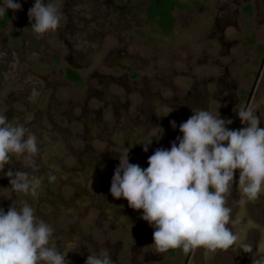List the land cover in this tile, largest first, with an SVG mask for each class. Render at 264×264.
Returning <instances> with one entry per match:
<instances>
[{
    "label": "flooded vegetation",
    "instance_id": "flooded-vegetation-1",
    "mask_svg": "<svg viewBox=\"0 0 264 264\" xmlns=\"http://www.w3.org/2000/svg\"><path fill=\"white\" fill-rule=\"evenodd\" d=\"M208 1L217 9L212 27L217 24L230 26L237 13L234 11L230 13L229 10L231 6L237 5L238 2H240V12L247 18L252 16L253 12H257L256 16H259L260 6L254 0V2L252 0ZM16 2L21 4L20 10H9L3 17H0V103H3L6 107L3 110L5 111L4 115L8 117L10 114L17 115L20 113V106L23 103L21 99L25 98V95L21 93V89L8 90V93L3 92L7 82L11 83L13 81L25 86L28 85L25 79L34 74L35 76L30 77V80L35 78L37 81L35 86H37V89L40 88L35 99L38 104L43 100L45 89L55 93L59 87L68 89L70 85L84 88L80 97L75 98V95L62 101L64 105L63 103H56L55 106L54 94H49L47 107L50 108V112L53 111L54 113V110H56L57 115H54V120L58 116L62 117L64 112L68 114L69 111L72 113L77 112L76 117L73 118L74 120H71V118L65 120L66 127L63 125L62 120L60 123H56L57 128L52 131L35 134L40 139L37 147L38 149L40 147L41 153L37 152V156L35 155L32 158L31 164L26 162L24 165V170L40 177L42 180L39 195L36 197V205L41 198L45 199L46 196L54 204V217H52V222L48 224L54 230L52 240L56 249L62 252L74 250L67 253L66 260L68 264H85L90 251L87 244L92 245V241L94 247H98L97 249L95 247V253L101 252L99 249L102 247L109 252L108 254L111 251L117 252L121 264H167L166 258L172 255L174 250L164 253L157 251L153 253V251L144 250L143 243L152 245L153 239L149 238L145 239V242L143 240H141V243L139 242L137 231L142 224L146 223L141 220L142 212L132 210L128 207L126 200L113 199L109 193L114 170L119 165V155L126 154L123 149L129 150L128 155H134L128 156L129 163L138 164L141 168H143L142 166L146 167L147 164L142 163L137 156H142V158L146 155L151 156L153 151L144 152L142 150L139 153L136 150L133 153L134 148L132 145L125 147L124 144H119V137L116 132L121 131L123 133L124 127L122 125L121 127L117 126L116 129L109 131V125H103L101 118L103 112L107 109L108 102L114 99L116 103L112 104L115 109L113 110L115 112L113 117L116 116L117 120L114 119L115 122L111 128L122 123L119 119L122 116L128 118L129 114L134 113L135 124L139 123V126L137 125L138 129L132 128V131L138 135L139 130H141L140 124L146 122L145 119L142 120L141 118L149 113L153 115L155 108L166 106L169 110L170 107L172 111L169 116L172 117L171 119L175 122L176 127L173 128L168 125L167 129L171 133L169 136H174L177 139L180 133L179 125L193 114L192 109L202 108L206 110L208 108V99L205 98L202 91L200 94L197 91H192L185 92L182 95L177 88L170 86L171 79L169 81L165 79L167 83L165 85L170 89L172 88L171 92H173V95L169 98L163 97L160 93L161 90L153 87L150 88L149 93L141 91L144 94L138 97L139 101L134 102L135 104L126 95L132 91L133 97L137 96V92L133 88L137 82H133L132 79L137 76L135 71L147 68L144 64L147 63L146 59L138 57L135 53L137 51L130 56L128 55V50L134 44V38H144L147 35L146 33H153L158 36L170 35L177 28L178 20L181 17L183 20L184 13L182 11H184L186 3H182L181 0H44L45 3H51L58 9L60 23L55 31H49L38 37L42 42L44 41L46 47L44 51L49 52L51 59H56V61L60 59L64 61L65 65L57 72V75L54 71L56 69H53L51 77H49L48 74L40 75L36 73L30 67L25 68V65L32 66L33 63L42 62L45 59L44 56L48 54L41 55L40 53L38 55L40 59L27 57L28 53L38 54L39 51L43 50H39L41 49L39 43L31 45L28 40L27 28H32V20L28 17V10L33 6L34 0H16ZM193 2L198 7V4L201 5L203 1L194 0ZM26 18H29L28 20L31 22L29 27L22 24V20ZM16 20L21 22L18 25L13 24ZM181 27L184 30L188 26L186 24L182 26L181 24ZM96 57H99V59L94 63L93 60ZM121 59H124L127 63L123 67L132 70L129 74L130 80H125L127 85L122 84L119 79L117 80L107 73L103 75L105 77V80H103V77L100 76L102 75L100 70H108ZM71 64L77 68H82L79 70L70 68L68 65ZM50 66L55 67L57 65L56 63H50ZM89 67H92V71L86 73V76L83 77L84 70L82 69ZM9 73L15 74L11 81H8L9 79L5 76ZM93 78L100 79L96 86L89 85V81ZM110 85H121L120 91L126 92L113 93ZM126 86H130V89L127 88V90ZM154 96L157 97V102L154 101ZM17 103L20 106H16ZM262 106L264 107V104ZM224 112L220 117L223 116ZM162 117L164 115L159 116V121L164 119ZM72 122L74 123L73 127L70 124ZM240 124L239 119L232 121L230 124L231 130H238ZM54 133H57V135L52 136ZM54 138L58 141L54 142ZM57 144L60 147L56 146ZM167 144V149H170L172 142H164V149H166ZM61 148L62 151H60ZM53 154L57 156L56 159L49 158ZM233 191L237 193L238 200L236 201L235 210L231 211L228 227L234 235L240 236L233 246L238 245L241 241L249 240V231L251 230L256 235L253 247V255H256L264 248V209H262L264 207L261 204L258 210L259 215L254 213V216L258 217V220L254 222L249 211H253L256 206H259H252L251 202L250 204H241V195L237 187L233 186ZM260 196L262 197L261 203H263L264 194ZM97 197L100 198V201H97ZM230 198V200L227 198V204H229L228 206L226 204V206L232 209L233 200L232 197ZM79 207L82 209L81 217L84 220L90 217V212L87 211L88 208L95 213L93 220L84 223L83 227L97 229V240L91 239L90 234L89 236L76 235L74 231L76 226L74 225V210L79 209ZM114 210L119 213V219L121 220L119 223L116 222L117 217L111 218L110 216ZM55 213H57L56 216ZM75 214L78 218V212ZM59 216L65 217L68 222L59 223ZM236 218L237 222L240 219V229H238L240 225L234 223ZM234 227H236V230ZM152 230L154 229L151 227L150 231ZM111 238L115 241L111 242ZM246 243L248 242L244 244ZM190 252L187 253L189 256ZM150 254L151 261L148 262L147 256ZM140 257H142V261L138 262ZM203 258L204 264H211L213 252L204 250Z\"/></svg>",
    "mask_w": 264,
    "mask_h": 264
},
{
    "label": "clouds",
    "instance_id": "clouds-1",
    "mask_svg": "<svg viewBox=\"0 0 264 264\" xmlns=\"http://www.w3.org/2000/svg\"><path fill=\"white\" fill-rule=\"evenodd\" d=\"M16 0H0V17L18 11ZM32 30L38 35L59 27L58 9L44 0H34L28 10ZM259 105L242 106L236 113L241 124L231 130V120L202 108L179 125L182 134L170 149L158 148L148 157V167L129 163L128 149L119 155L110 186L113 199H124L128 207L141 211V219L153 230L152 245L157 252L194 249L207 252L228 250L237 237L228 227L231 209L227 198L236 183L240 203L256 201L264 194V127L257 116ZM175 128L174 121L170 122ZM151 143V142H150ZM143 144V151L148 145ZM38 152L37 138L22 125L9 122L0 114V171L12 156H24L28 164ZM239 172L238 181L234 180ZM6 176L16 193L38 197L40 177L10 169ZM53 228L38 219L24 199L13 202L5 212L0 208V264H68L67 253L58 251L52 240ZM85 264H114L105 252L89 251Z\"/></svg>",
    "mask_w": 264,
    "mask_h": 264
},
{
    "label": "rangeland",
    "instance_id": "rangeland-1",
    "mask_svg": "<svg viewBox=\"0 0 264 264\" xmlns=\"http://www.w3.org/2000/svg\"><path fill=\"white\" fill-rule=\"evenodd\" d=\"M193 1L194 0H181L182 3H186L185 9L182 11L184 13L183 20L182 17L178 20L179 23L177 28H175L170 35L158 36L153 33H146L147 35L144 38H134V44L131 45L128 50V55L130 56L133 52L137 51L135 53H137L138 57H144V59H146L147 63L144 64H146L147 68L135 71L137 76L133 77L132 80L133 82H137L136 86L133 87L137 92V96L133 97V93L131 91L126 94L127 97H129L132 103L135 104L139 101V96L144 93H149L150 88L153 87L154 89L159 88L161 90V95L169 98L173 95V92H171L172 88L170 89V87L165 85L167 84L165 79H168V81L171 79L172 82H170V86L177 88L182 95L185 92L189 93L192 91H197L199 92L198 94H200L202 91V94H204L205 98L208 99V108L206 110L210 111L213 115H215L217 111L219 115L225 111L221 117L225 120L235 121L239 119L236 113L242 106L259 105L257 108V116H259L261 121L259 127H264V107L262 106L264 104V0H254L257 1L260 6V12L258 13L259 16H256L257 12H253L252 16L247 18L240 12V2H238L237 5L235 4L231 6L229 10L230 13L234 11L237 14L232 24L227 27L222 24H217L215 27H212L214 22L213 18L217 9L215 6H212L208 0H202V4L200 5L199 3L198 7L194 5ZM225 10L226 8L224 11ZM28 19L29 18L22 20V24L29 27L31 22ZM20 22V20H16L13 24L18 25ZM181 24L182 26L186 24L188 27L182 30L183 28L181 27ZM27 32L29 33V43H31V45H37L39 43L41 48L39 50L43 49L42 51L38 50V54L33 52L28 53L27 57L40 59V57L38 58L40 53L41 55H48L44 56L45 59L42 60V62L38 61L33 63L32 66L25 65V68L30 67L36 73H39L40 75L48 74L49 77H51L53 69H56L54 71H56L57 75V72L65 66L64 61H61L60 59H57V61L56 59H51L49 52L46 53L44 51L46 49L44 41L42 42L40 37L33 32L32 28H27ZM149 34L151 35L149 36ZM98 59L99 57H96L93 60L94 63L97 62ZM50 63H56L57 66H50ZM123 65H127V63L124 59H121L108 70H100V73H102L100 76L103 77L105 73L111 74L117 80L119 79V82L121 81L122 84L127 85L125 80H130L129 74L132 70L127 69V67H123ZM68 66L76 70L82 68H77L72 64ZM82 70H84V72L83 74L81 72V74L84 77L86 76V73L92 71V67L84 68ZM14 75V73H9L5 76L9 79L8 81H11L13 80ZM33 76L35 75H30V77ZM30 77L25 79V82H28V85L24 86L12 81L11 83L9 82L10 84L7 82L4 86L3 92L8 93V90L16 91V89H21V93L25 95V98L21 99L23 102L21 106L18 103L15 104L16 106H20V113L17 115L10 114L7 117L8 121L10 119V122H13L14 125H22L26 127L28 131L34 135L38 132L42 133L43 131H52L57 128L55 126L56 123H60L62 120L63 125L66 127L67 123L65 120H69L70 118L71 120H74L73 118L76 117L77 112L72 113L69 111L68 114L64 112L62 117L58 116L54 120V115H57L56 110H54L53 113V111L50 112V108L47 107L49 94H54V105L56 103L61 104L63 103L62 101H65L67 98H71L75 95V98L80 97L84 88L82 86L76 87L74 85H70L68 89L59 87L55 93L50 92L49 89H45L43 91V100L40 104H38L35 99L39 94L38 90H40V88L37 89V86H35V84H37L35 78H33L34 80H30ZM58 80H60V78H58ZM98 80L100 79H91L89 81V85L96 86ZM103 80H105V77H103ZM110 86L111 92L113 93L118 92L119 94V92H126L120 91L119 88H121V85ZM125 88L130 89V86H126ZM29 96L31 98H28ZM113 100L114 99L108 102L107 109L103 112L101 121L103 120V125H109V131L116 129L117 126L121 127L122 125V127H124L123 133H121V131L116 132L119 137V144H124L125 147L132 145L134 148L133 153L136 150L140 153L143 150V144L151 142L148 145V151L152 150L154 152L158 148L164 149V142L169 143L170 141H176L174 136H169L171 133L167 129L169 127L168 125H170V121H172V117L169 116L172 111L170 107L169 110L166 106L155 108L153 115L152 113H149L147 116L141 118L142 120L145 119L146 122L140 124V133L136 135V133H133L134 131H132V128L138 129L137 125L139 126V123L135 124L134 113L129 114L127 116L128 118L121 115L122 117L119 119L122 123L111 128L115 122L114 119H116V116L113 117L115 114L113 110L115 109L112 105L116 102ZM157 100V97L154 96V101L157 102ZM5 108L4 104L0 103V114H5V111H3ZM162 115H164V117H162L164 119L159 121V116ZM70 124L72 127L74 126L73 122ZM242 127H246V125L240 124L239 129ZM228 128L231 129V126L228 125ZM55 135H57V133H54L52 136ZM181 135V133L178 134L179 137ZM35 136L38 143L40 139L37 135ZM53 140H55V138ZM57 141L58 140H55L54 142ZM56 146H59V144ZM167 148L168 144L166 149ZM40 150L41 149L39 147V154L41 153ZM60 151H62V148ZM56 154L58 155V153ZM128 156L131 157L134 155L129 154ZM51 157L56 159L55 157L57 156L53 154L49 158ZM137 157L142 161V163L147 164L148 155L144 158L139 155ZM25 164L26 161L24 156H12L11 162L8 165H5L4 171H0V208H3L6 212L13 202H15L16 206L19 207V201L24 199L33 207L38 219H42L46 223L52 222V217H54L53 212H55L53 211L54 204L51 200H49L48 196H46L45 199L41 198L38 201L39 203L36 205V198L16 193L9 184V179L6 176L7 171L10 169L13 173L16 171L27 172V170H24ZM142 167L146 169L148 164L146 167ZM235 176L234 180L238 181V171L237 174L235 173ZM235 184L236 183L233 184L234 187H236ZM230 197H232L233 200V207L231 211H234L236 208V201L238 200L237 193L233 191L231 195L228 196V200L231 199ZM97 201H100L99 197H97ZM261 202V196L256 201L251 202L252 206H259H256L253 211H249L250 217L254 222L258 220V217L254 215H259L258 210L261 207V204L263 205L262 207H264V202ZM248 204H250V202H248ZM87 211L90 212V217L84 220V218L81 217L82 209L79 207V209L74 210V225H76L74 231L76 235L80 236H89L90 234L92 237L91 239L97 240V229H86L83 227L84 223L92 221V218L95 216L92 209L88 208ZM77 212L79 214L78 218L75 214ZM139 212L141 213V211ZM56 215L57 213H55V216ZM110 216L111 218L117 217V223L121 222L119 219V213L115 210L112 211ZM58 220L59 223L68 222L63 216H59ZM150 229L151 226H149L147 222L140 226L137 231L140 243L142 242L141 240L145 242V239L152 238L153 230L150 231ZM249 232L250 238L245 241L248 243L244 244L245 242L241 241V243L236 246H231L228 250H217L213 253L211 264H264V248L259 251L258 254L253 255L256 235L251 230ZM113 241L115 240L112 239L111 242ZM87 245L92 252H95L98 248L95 246V249L93 241L92 245ZM143 246L144 250H148L150 252L153 251V253L157 251L155 245H150V243H143ZM99 250L101 252L103 251V253L97 252L99 255H103L105 252L109 253L103 247ZM203 252L204 249H194L191 250L189 256L187 253H184L182 249H175L173 254L166 258V262L167 264H204ZM109 255L111 256L114 264H121L117 252L115 253L114 251H111ZM150 256L151 254L147 256L148 262L151 261ZM141 261L142 257H140L138 262Z\"/></svg>",
    "mask_w": 264,
    "mask_h": 264
},
{
    "label": "bare ground",
    "instance_id": "bare-ground-1",
    "mask_svg": "<svg viewBox=\"0 0 264 264\" xmlns=\"http://www.w3.org/2000/svg\"><path fill=\"white\" fill-rule=\"evenodd\" d=\"M236 174H237V172H236ZM237 176V175H236ZM235 176V177H236ZM236 185V184H235ZM234 186V185H233ZM240 214V213H239ZM234 223H236V224H238V225H240V227L238 228V229H240L241 228V223H240V219L238 220V222H237V218L235 219V221H234ZM234 226H235V224H234ZM234 229L236 230V227H234ZM236 237H237V239L240 237L239 235H236Z\"/></svg>",
    "mask_w": 264,
    "mask_h": 264
}]
</instances>
